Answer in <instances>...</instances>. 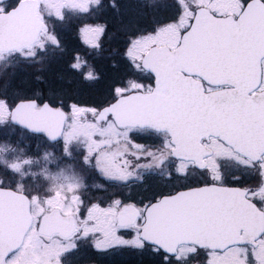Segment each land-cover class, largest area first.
Masks as SVG:
<instances>
[{"label": "flooded vegetation", "instance_id": "flooded-vegetation-1", "mask_svg": "<svg viewBox=\"0 0 264 264\" xmlns=\"http://www.w3.org/2000/svg\"><path fill=\"white\" fill-rule=\"evenodd\" d=\"M161 1L176 5L173 6L176 13H164L171 19H179L174 22L177 26H167L173 33L169 42H163L172 48L180 42L197 7H206L214 15L215 11L225 12L226 16L239 10L238 0H212V3L179 0L178 5L175 0H136L137 3H129V0H38L42 27L37 41H44L45 55L35 57L32 75H48L45 77L48 78L47 87L37 89L43 94L39 102L43 104L47 99L53 108H63L64 126L69 128L70 134L54 142L43 134L27 137L25 133L22 138L4 142L5 149L0 150V183L5 188L11 185L14 191L29 197L36 194L39 202L32 199L31 206L28 202V229L19 246L4 255L6 240L0 198V264H165L162 254L152 251L151 245L138 247L139 231L145 220L144 211L139 208L141 196L147 195L144 189L159 183L171 190L173 185L184 182L175 175L184 170L190 176L219 179L218 163L227 180L238 177L240 183L223 187L221 195L211 197L203 192L168 202L158 208L159 220L171 210L201 209L196 214L194 229L199 234L198 239L205 240L213 226L208 220L211 212H205L203 208L210 206L215 198L216 205L220 204L215 211L216 223L220 224L215 228L227 226L224 230L229 232H225V237H238L240 241L251 240L255 235L257 248L255 261L252 260L251 244H230L223 252L216 248L211 254L213 264H243L245 248L249 251V264H264V220L252 210L250 203L255 201L257 207L264 209V177L257 162L251 161L253 166H247L242 161L247 162L249 158L233 151L217 137L203 133L196 137L192 147L186 143L182 154H178L169 132L157 131L151 126H136L129 139L125 128L121 127L126 123L118 124L117 121L130 119L131 115H117L115 121L105 119V106L114 100L113 88L123 80L137 79L124 58L131 35L126 22L129 4L137 5L139 11L144 12L142 21L148 19L147 26L141 22L143 35L149 31H162ZM9 2L0 0V8L9 11ZM182 3L186 4L185 13L180 8ZM105 23L107 31L101 37L100 28ZM53 33L58 37L60 33L64 37L74 36L76 44L70 51L61 41L60 47H55ZM96 41H99V50L90 46ZM130 54L133 56L132 49ZM97 75L98 79L95 78ZM143 83L147 85L149 81ZM70 102L81 107L69 111ZM94 107L103 111L96 112ZM66 140L69 141L67 148ZM86 148L90 164L85 163ZM201 169H204L203 174ZM169 174L173 177L171 181L166 179ZM106 177L126 179L118 182ZM244 190H249L247 199ZM130 197L136 200V207L129 203ZM81 198L84 219L76 215ZM118 200L123 203H117ZM127 206L132 208L128 223L118 224V212ZM46 216L50 217L43 220ZM68 220L73 226L71 233H68ZM160 227L167 225L160 224ZM125 243L137 246H122ZM207 248L198 247L196 243L180 244L172 250L167 264H208Z\"/></svg>", "mask_w": 264, "mask_h": 264}, {"label": "water", "instance_id": "water-1", "mask_svg": "<svg viewBox=\"0 0 264 264\" xmlns=\"http://www.w3.org/2000/svg\"><path fill=\"white\" fill-rule=\"evenodd\" d=\"M36 7V0H24L8 14H0V50L17 49L32 43L40 27L34 12ZM195 13L196 23L185 31L179 47L170 50L164 45H152L142 56L141 64L144 68L147 65L165 74L168 93L156 94L141 101L122 100L109 111H114L116 115L128 114L132 117L142 114L153 116L155 127L174 133L172 136L178 154H182L186 143L192 147L200 133L219 137L244 156L259 154L264 148V109L259 103L252 107L241 103L234 88L236 81L243 86L255 83L257 73L261 79V65L257 64V59L264 48V42L260 39L261 28L264 27V9L253 7L249 11V23L240 30L232 25L231 17L215 20L202 8L196 9ZM22 19L26 21L24 25L21 24ZM31 27H34L33 31L30 30ZM210 36L225 42L226 50L223 53L213 49L209 43ZM182 71L187 72L189 76H183ZM190 75L207 77L214 85L225 84L229 88L212 92L210 97L202 100L201 81L191 79ZM253 90L250 88L249 93ZM262 95L264 92H254L249 97ZM64 118L59 109L36 108L31 104H15L10 115L11 121L23 128L33 132L42 130L57 137L62 132ZM129 120L118 122L127 123ZM223 192L224 189L218 187L204 190V193H209L211 197ZM0 194L6 219L10 220L15 213L28 219V206L22 196L17 195V200L20 201L14 204L11 192ZM215 205L216 199L212 198L211 207L203 208L205 212H211L208 220L213 226L211 237L204 241L196 240L198 233L194 229L196 214L201 209L186 212L171 210L160 220L158 208L154 209L152 224L146 233L140 232V235H147L166 250H171L184 241L198 242L200 245L215 248L235 243L238 239L222 235L226 231L229 232L224 230L227 226L223 229L215 228V225L220 224L216 223L215 213L220 204ZM131 211L129 206L121 210L117 217L118 224H126L124 220H127ZM145 223L146 220L142 229ZM182 223L185 225L181 226ZM160 224L167 227H160Z\"/></svg>", "mask_w": 264, "mask_h": 264}, {"label": "snow or ice", "instance_id": "snow-or-ice-1", "mask_svg": "<svg viewBox=\"0 0 264 264\" xmlns=\"http://www.w3.org/2000/svg\"><path fill=\"white\" fill-rule=\"evenodd\" d=\"M176 4H179V0H175ZM209 3H212V0H208ZM221 2H224V0H221ZM19 3V0H10L9 5L7 6L9 10H11V7L15 4ZM239 3V10L236 12L231 13V22L232 25L237 29H243L248 23H249V11L253 7H258L261 9H264V0H238ZM199 6V5H198ZM5 9L0 8V11H4ZM215 11V9L213 10ZM212 13L210 12L209 15ZM195 15V13H193ZM227 13L221 12V11H215V15L213 19L215 20H221L223 19ZM62 19V17H61ZM196 22L192 21L190 19L189 22V28L191 29L193 24ZM107 31V24L105 23L102 28H100V35L103 36V33ZM183 31V30H182ZM138 39V37L129 36L128 38V44L125 48L124 58L128 61L130 67L133 69L134 73L137 76V79H126L118 83L113 88V94H114V100L113 103L110 105H106L105 108L111 109L114 108L116 105L120 104L122 100H129V101H141L146 98H151L152 96L156 94H167L168 93V82L165 74L154 68V67H148L145 65V68L141 69L140 65L135 63V60L133 56L130 54V49L132 48L133 43ZM260 39L262 42H264V27L261 28L260 32ZM52 43L55 47H60V40L59 37L56 36L54 33L52 35ZM209 43L213 47V49L218 53H223L226 50V45L223 40H220L214 36L209 37ZM96 47L97 50H99V41H96L94 45H90ZM40 51H44L45 48L43 45L38 46ZM264 63V48H262L260 52V56L257 59V64ZM115 66V65H113ZM87 78V77H86ZM95 78H99L98 75ZM144 80H148L149 83L145 85L143 83ZM205 85H208L207 90L205 89ZM257 87H260V78L259 73H257L255 83L250 84L249 86H243L240 84L239 81H236L234 92L236 93L238 99L241 103L248 105L249 107L254 106L255 104L259 103L261 105V108L264 109V95L262 96H254L249 97L248 93L250 88L255 89ZM214 90V84L213 82L208 79L207 77H204L201 79V85H200V93H201V99L203 100L205 97H210V94ZM0 99L3 100L5 105H8V99L6 97L0 96ZM62 104L63 102L60 101ZM20 104H31L37 108H43V109H51L52 103L49 100H44L43 104L39 102L37 99H31V100H19L16 101V105L19 106ZM81 107L79 105H75L74 102L69 103V111H71L73 108ZM12 108L9 106V111H11ZM96 112L103 111L100 108H93ZM59 111H63V108H60ZM115 121L117 120V115L114 111H109L105 115V119H109ZM262 119H264V116H262ZM154 127L155 126V118L151 115H138L130 118V120L126 124H122L121 127L125 128V134L128 136L129 139H131L132 135L135 133L136 126L143 127L145 125ZM157 131H159V128H156ZM36 134H43L46 136V138L50 140H57L59 137L53 136L50 133L43 132L42 130H35ZM170 135L174 134L172 131L169 132ZM67 143L69 141H65L66 148ZM134 143V141H133ZM85 163L90 164V154L88 152V149H85ZM223 159V158H222ZM255 160L259 167L261 168V176L264 177V148L260 150V153H251L249 154V161L245 162L242 161V163H247V166L252 167L253 164L251 161ZM218 168L221 169L220 171V178L214 179L212 176H208L206 178H200V177H194L190 176L189 172L187 170L177 172L175 175L177 177L183 178V183H180L179 185H173L171 190H166L167 186H161L159 183H156L150 187H146L144 189L145 193L147 195L141 196L142 203L139 205V208L143 209L144 216H145V227L141 229V233H146L148 227L152 224V212L154 209L159 208L160 206L168 203V202H176L178 200H182L185 198H188L190 196H194L197 194H201L204 192V190L212 187H228L229 185H238L240 183V178H235L232 181L227 180V177L225 175V172L222 168V165L218 163ZM99 171V169H97ZM204 169H201V173L203 174ZM172 174H169L167 176V180H172ZM106 179H114L118 182L123 181L126 178L122 177H106ZM179 190H176V189ZM14 191L13 187L9 185L7 188L0 183V193H7ZM249 190H244V196L247 199V193ZM24 199L29 202V206H31V200L35 199L37 202H39V196L36 194H33L31 197L28 195L24 196ZM117 203H123L122 200L116 201ZM129 203L133 206H137L136 200L129 198ZM252 210L256 213H259L260 218L264 220V209H261L257 207L255 201H250ZM83 208V200L80 199L79 205L76 207V215L80 217L81 219H84L85 216L82 213ZM264 230V229H262ZM134 235H136L134 233ZM258 235V234H257ZM86 238V236H85ZM140 243L138 247L143 248L145 245H151L152 251L162 254L165 260V264H167L168 259H170L173 255V253L167 251L166 249L162 248L161 245H159L155 240L150 239L147 235L141 234L139 236ZM255 242V235L252 236L251 240H243V241H236V244H251L252 250H253V256L252 260L255 261L256 259V248L257 245ZM125 247H136L137 245H129L125 243ZM198 247H204L203 245H198ZM228 246H223L220 251L223 252L226 250ZM207 253L209 254L208 258V264H213L211 254L216 252L215 247H209L206 249ZM243 257L244 261L243 264H249V251L247 248L243 251Z\"/></svg>", "mask_w": 264, "mask_h": 264}, {"label": "trees", "instance_id": "trees-1", "mask_svg": "<svg viewBox=\"0 0 264 264\" xmlns=\"http://www.w3.org/2000/svg\"><path fill=\"white\" fill-rule=\"evenodd\" d=\"M65 40L69 48H72L75 45V42L71 39V37H65ZM14 60L15 62L12 61L9 66L11 67L13 64L10 73H4L3 69L0 68V96L8 99V105H5L3 100L0 99V142H4V140L9 139L11 134L13 135L11 138L20 137L19 133L21 130L18 127L14 126L13 128H9V126L11 127V124L8 121L9 106H12L19 98H33L35 96L33 93L37 89V86L35 85L36 82L34 81L33 84V82L28 80V77L30 76L28 62L23 59ZM45 77H48V75H45L44 78ZM14 81L21 90V94H18L19 96L12 94V92L16 89H11V87H9ZM20 81L21 84H19Z\"/></svg>", "mask_w": 264, "mask_h": 264}, {"label": "rangeland", "instance_id": "rangeland-1", "mask_svg": "<svg viewBox=\"0 0 264 264\" xmlns=\"http://www.w3.org/2000/svg\"><path fill=\"white\" fill-rule=\"evenodd\" d=\"M218 4H220V3H218ZM224 6H225V3L222 4L221 7H224ZM183 15H184V13H183ZM127 16H128V20H126V22H128V27H130V29L133 30V29H138L141 27V18L144 17V12L142 10H140V11L136 10L134 8V6L129 4ZM178 21H179V19L176 22H178ZM142 24H146V22L142 21ZM173 25L177 26V24H175L174 22H173L172 26ZM117 27L121 28L120 25H118ZM144 32H146V30ZM171 33H173V31H170L169 29H165V28H163L162 31L160 29L158 31H152V32L149 31L143 35L141 33L139 35V39L133 43L132 48H131L133 58L135 59V56L139 55V53L142 52V50L144 48H146L152 42L162 43V44L165 41L169 42L171 40V36H170ZM1 58L2 57L0 55V60H1ZM47 79L48 78H45L44 83H47ZM28 80L33 82V84H34V81L36 82L37 85L39 84L38 80L33 78L32 76H29ZM19 84H21V81L19 82ZM263 85H264V80H263L262 86ZM9 87H11V89L12 88L16 89L15 91L12 92V94H14V95L21 94V90L19 89V86H17L15 81L12 82V84ZM69 134H70V132H68L67 135H69Z\"/></svg>", "mask_w": 264, "mask_h": 264}]
</instances>
